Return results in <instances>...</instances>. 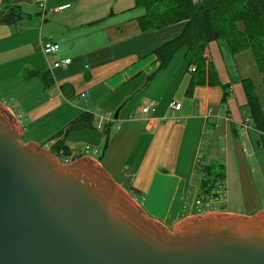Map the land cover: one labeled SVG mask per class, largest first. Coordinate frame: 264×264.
<instances>
[{
  "label": "crops",
  "instance_id": "crops-1",
  "mask_svg": "<svg viewBox=\"0 0 264 264\" xmlns=\"http://www.w3.org/2000/svg\"><path fill=\"white\" fill-rule=\"evenodd\" d=\"M32 2L0 0V12L16 7L22 13L0 24V99L27 136L23 142L49 149L63 138L70 152L67 160L96 159L103 131L119 125L116 136L130 149L122 169L114 167L119 181L114 180L168 229L195 213L199 158L224 169L219 186L224 202L213 212L250 216L264 210V128L253 122L252 128L241 125L250 114L245 96L232 85L250 80L256 92L248 73L256 67L251 56L249 61L245 57L239 73L238 54L230 52L225 40L206 46L216 78L229 84L225 89L232 95L226 98L219 84L189 87L193 67L188 68L181 53L159 68L155 50L177 37L185 22L143 33L137 19L145 10L134 0ZM25 6H37L38 12L27 13ZM48 41L59 44L53 56L40 49ZM64 59L70 63L52 66ZM213 60L224 62L228 77L218 75ZM256 94L264 114V94L260 89ZM173 100L181 104L179 110L169 107ZM144 106L153 111L143 113ZM81 113L93 116L91 128L51 140ZM85 145L96 153H85Z\"/></svg>",
  "mask_w": 264,
  "mask_h": 264
},
{
  "label": "water",
  "instance_id": "water-1",
  "mask_svg": "<svg viewBox=\"0 0 264 264\" xmlns=\"http://www.w3.org/2000/svg\"><path fill=\"white\" fill-rule=\"evenodd\" d=\"M22 137L0 99V264H264V210L168 229L100 164L108 140L96 159L63 163Z\"/></svg>",
  "mask_w": 264,
  "mask_h": 264
},
{
  "label": "trees",
  "instance_id": "trees-1",
  "mask_svg": "<svg viewBox=\"0 0 264 264\" xmlns=\"http://www.w3.org/2000/svg\"><path fill=\"white\" fill-rule=\"evenodd\" d=\"M145 14L137 19L141 32H150L162 27L185 22L182 32L155 50L159 68L181 53L190 71L189 87L204 84H219L227 94L229 84L221 83L205 56L206 46L218 39L227 42L232 54L249 50L261 77L264 88V0H134ZM22 16L14 7L0 12V24L10 23ZM37 73V72H35ZM253 126L264 128V114L250 80L241 81ZM93 116L81 113L73 121L55 134L51 140L70 131L91 128ZM109 128V127H108ZM103 131L108 136L109 129ZM49 150L60 160H65L70 152L63 138L56 139ZM104 156V155H103ZM195 173L198 176L196 198L204 201L222 185L224 169L221 164H208L197 159Z\"/></svg>",
  "mask_w": 264,
  "mask_h": 264
},
{
  "label": "rangeland",
  "instance_id": "rangeland-1",
  "mask_svg": "<svg viewBox=\"0 0 264 264\" xmlns=\"http://www.w3.org/2000/svg\"><path fill=\"white\" fill-rule=\"evenodd\" d=\"M32 1L33 0H25V2H27V3H33ZM23 8L25 9L23 11H25L27 13H34V11L38 12V7L37 6H34L35 10H33V8L26 7V6L23 7ZM241 52H242V54H240ZM235 54H238L236 56V57H238L237 62H236L237 66H238V69L242 68L243 63L245 62V57L248 56V61H249L250 56L252 57V54H251V52L249 50H243V51L234 53V55ZM177 57H181V55H178ZM240 57H242L243 59L240 58ZM215 59H217V61H218V57H216ZM214 62L215 61L213 60V63ZM252 66H255V65H252ZM214 69L217 71L218 75H220L221 77H228V73H227V70H226L224 62L214 63ZM240 72H241V69H240L239 73ZM248 73L252 77L253 84L254 85L256 84V86H255L256 87L255 88L256 92H257V89L258 90L260 89V93L264 94V89H263V87L261 85V82H260L261 81V77H260V74L258 72V69L256 67H253V71L252 72L248 71ZM232 85L234 86V88L236 90L241 92L242 96L244 95L243 94L242 84L240 82L237 83V84L232 83ZM231 95H232V92L229 91L227 93V95H226V98H228ZM17 117L19 118V120L22 121V118L19 116V114L17 115ZM119 131H120L119 129L116 130V131L115 130H109L108 136H104V142L102 143V145L100 147V150H98V153L96 155H93L95 158H97L102 153V150H103V147H104V144H105V140H108V144H109L108 148L106 149L105 155H104V157H103V159L101 160L100 163L102 164L103 168L108 172V174L113 179H115L116 181H119L118 178L115 175V173L118 172V171H115L114 167H116L118 170L122 169V167H123L122 165H123V163L125 161V157L128 156L129 149H130V147H128V148L125 147V142H124V140L122 138H120V137L118 138ZM116 135H118V136H116ZM26 139H27V136L25 135V136L22 137L21 140L25 141Z\"/></svg>",
  "mask_w": 264,
  "mask_h": 264
},
{
  "label": "built area",
  "instance_id": "built-area-1",
  "mask_svg": "<svg viewBox=\"0 0 264 264\" xmlns=\"http://www.w3.org/2000/svg\"><path fill=\"white\" fill-rule=\"evenodd\" d=\"M39 6L41 8H43V6H44L43 2H39ZM40 49L44 55L53 56L58 52L59 44L56 42H52V41L43 42L40 44ZM69 63H70V59H64L61 61L58 60V61H55L52 64V66L57 68V67L66 66ZM82 97H86V93L82 94ZM169 107L174 109V110H179L181 108V104L173 100L169 103ZM141 111L145 114H148L151 111H153V109L150 108L149 106H144L143 108H141ZM241 125L243 127H245L246 129L252 128L253 126H252L251 118L247 117L244 120H242ZM98 128L99 129L101 128L100 124L98 125ZM112 128L117 130V129H119V125H113ZM89 151H93L96 153V151H94L90 146L85 145L84 146V152L87 153ZM61 161L63 163L71 162L67 159L61 160ZM223 202H224V195L222 193L221 188L218 187L215 191L212 192V194L210 196L206 197V199L204 201H202L201 199L194 200V202H193L194 212H195L194 214L202 215V214L207 213V212H212L213 210L218 209L219 204L223 203Z\"/></svg>",
  "mask_w": 264,
  "mask_h": 264
},
{
  "label": "clouds",
  "instance_id": "clouds-1",
  "mask_svg": "<svg viewBox=\"0 0 264 264\" xmlns=\"http://www.w3.org/2000/svg\"><path fill=\"white\" fill-rule=\"evenodd\" d=\"M75 160V159H74Z\"/></svg>",
  "mask_w": 264,
  "mask_h": 264
}]
</instances>
